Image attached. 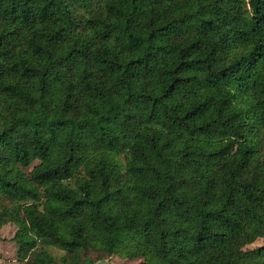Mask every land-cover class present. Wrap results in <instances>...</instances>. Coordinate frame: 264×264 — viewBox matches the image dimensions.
Returning a JSON list of instances; mask_svg holds the SVG:
<instances>
[{
    "label": "trees",
    "instance_id": "trees-1",
    "mask_svg": "<svg viewBox=\"0 0 264 264\" xmlns=\"http://www.w3.org/2000/svg\"><path fill=\"white\" fill-rule=\"evenodd\" d=\"M9 224L22 264H264V0H0Z\"/></svg>",
    "mask_w": 264,
    "mask_h": 264
},
{
    "label": "rangeland",
    "instance_id": "rangeland-1",
    "mask_svg": "<svg viewBox=\"0 0 264 264\" xmlns=\"http://www.w3.org/2000/svg\"><path fill=\"white\" fill-rule=\"evenodd\" d=\"M16 226L9 224L1 229V236L4 238L0 240V264H22L16 259V246L12 237L15 233ZM261 244V240L258 239L254 243L247 245L246 248H252ZM134 261L123 260L117 256L108 260V264H134Z\"/></svg>",
    "mask_w": 264,
    "mask_h": 264
}]
</instances>
